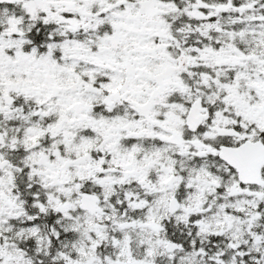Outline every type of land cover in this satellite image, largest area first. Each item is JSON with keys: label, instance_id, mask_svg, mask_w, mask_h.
I'll return each instance as SVG.
<instances>
[{"label": "snow or ice", "instance_id": "1", "mask_svg": "<svg viewBox=\"0 0 264 264\" xmlns=\"http://www.w3.org/2000/svg\"><path fill=\"white\" fill-rule=\"evenodd\" d=\"M0 264H264V0H0Z\"/></svg>", "mask_w": 264, "mask_h": 264}]
</instances>
